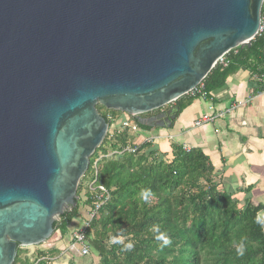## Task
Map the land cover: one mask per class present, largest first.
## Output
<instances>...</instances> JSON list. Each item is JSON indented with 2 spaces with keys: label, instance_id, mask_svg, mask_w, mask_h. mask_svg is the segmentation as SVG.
<instances>
[{
  "label": "water",
  "instance_id": "95a60500",
  "mask_svg": "<svg viewBox=\"0 0 264 264\" xmlns=\"http://www.w3.org/2000/svg\"><path fill=\"white\" fill-rule=\"evenodd\" d=\"M262 2L0 0V264L76 206L109 129L96 107L170 128L163 109L250 47Z\"/></svg>",
  "mask_w": 264,
  "mask_h": 264
},
{
  "label": "trees",
  "instance_id": "16d2710c",
  "mask_svg": "<svg viewBox=\"0 0 264 264\" xmlns=\"http://www.w3.org/2000/svg\"><path fill=\"white\" fill-rule=\"evenodd\" d=\"M225 59V67L215 65L202 81L208 94L223 87L239 69L258 72L264 62V36H255L250 47L234 49ZM193 99L183 96L174 102L176 116ZM96 109L107 123V115L118 114L106 110L100 113L104 109L100 106ZM133 121L138 130L150 131L135 118ZM133 141L134 135L128 131L107 134L90 158L77 190V197L82 190V204L79 206L78 197L76 206L53 224L66 244L75 228L82 226L79 210L91 206L87 188L95 179L94 186L103 187L109 194L108 201L90 220L84 237L98 264H264V227L257 223L264 205L240 206L230 192L220 191L214 169L199 149L186 152L181 146L171 145L161 150L151 142L136 145ZM125 149L134 153L117 154ZM145 189L151 190L147 201L140 195ZM153 227H159V233H165L171 244L161 247L163 242L155 238L159 233L153 232ZM118 235L123 236V243H111V238ZM242 241L245 251L239 256L236 249ZM129 242L134 244L133 250L122 251ZM22 249L17 248L13 264H30L31 260H21ZM55 252H40L35 259Z\"/></svg>",
  "mask_w": 264,
  "mask_h": 264
},
{
  "label": "crops",
  "instance_id": "0c3cea01",
  "mask_svg": "<svg viewBox=\"0 0 264 264\" xmlns=\"http://www.w3.org/2000/svg\"><path fill=\"white\" fill-rule=\"evenodd\" d=\"M259 70L264 71V62ZM253 74L239 69L223 87L210 92L208 100L193 99L170 128L144 131L148 137H136L133 143L151 142L161 150L171 145L199 149L214 169L220 191L230 192L240 206L264 205V93H256L259 89ZM171 108H175L174 103L163 111ZM217 112L227 113L213 123L194 126L200 116ZM55 236L56 242L49 249L61 251L59 244L64 238L60 233ZM61 255L48 256L57 264L55 260Z\"/></svg>",
  "mask_w": 264,
  "mask_h": 264
},
{
  "label": "built area",
  "instance_id": "2783aa9c",
  "mask_svg": "<svg viewBox=\"0 0 264 264\" xmlns=\"http://www.w3.org/2000/svg\"><path fill=\"white\" fill-rule=\"evenodd\" d=\"M257 37L264 36V0L260 9V20L259 27L256 33ZM228 54V53H227ZM226 54V55H227ZM222 56L217 62L216 65H220L225 67L227 65V61L225 56ZM254 81L258 87V91L256 93H264V71H258L253 74ZM191 98H199L203 100L209 99V94L204 90L203 83L198 84L196 88L188 93ZM227 112H217L209 115L200 116L194 123V126L199 127L205 124L213 123L214 121L221 119L225 116ZM107 120L110 123L108 133L110 135L121 133L122 131H128L130 134L135 135L138 131L137 124L133 121V117L127 116L121 119L118 115L116 116H106ZM108 123V124H109ZM184 151H189L187 148H183ZM125 151L134 153L132 149H125L117 154H121ZM95 179L91 181L88 185L87 190L92 196V202L90 208H84L82 211L83 221L82 226L79 229H76L72 232L70 237V242L68 243L65 250L61 252L62 255L71 253L78 255L79 257H84L89 254L88 247L85 245V231L89 226L90 220L93 218L95 213L105 204V202L109 199L108 192L101 186H94ZM84 202L87 201L86 198L83 199ZM40 261H45L46 263H51L53 260L50 257H42L38 259H34L30 261V264H38Z\"/></svg>",
  "mask_w": 264,
  "mask_h": 264
},
{
  "label": "rangeland",
  "instance_id": "374dc122",
  "mask_svg": "<svg viewBox=\"0 0 264 264\" xmlns=\"http://www.w3.org/2000/svg\"><path fill=\"white\" fill-rule=\"evenodd\" d=\"M100 113L105 114V109H101ZM117 115L121 119L126 117V115L122 114V113H118ZM136 137L147 138L148 134L144 131L138 130L135 137H134L135 141L137 139ZM78 197H79L78 204L80 206L82 204V190L80 191ZM79 211H81V213H82L83 210L81 209ZM75 229H77V227ZM55 234L56 233H54L46 242H44L38 246H33V247H28V248L22 249L21 254H20L21 260H24V259L25 260H34L36 257L39 256L40 252L48 251L50 246H52V244H55V242H56L57 238H56ZM65 238L68 239V233L66 234ZM67 245H68V243L66 244L65 239H64L62 244H59V247L62 249L61 251L65 250ZM61 251H56L53 255H57V253L59 255V253H61ZM68 254L69 255L65 254L63 256L62 255L60 256V258H63L65 256L66 258H64V260L57 258L55 260V262L57 264H98V258L94 254H92L91 252L86 257H79L78 255H76V253L75 254L68 253ZM48 255L49 254L47 253V256Z\"/></svg>",
  "mask_w": 264,
  "mask_h": 264
},
{
  "label": "clouds",
  "instance_id": "9594fccd",
  "mask_svg": "<svg viewBox=\"0 0 264 264\" xmlns=\"http://www.w3.org/2000/svg\"><path fill=\"white\" fill-rule=\"evenodd\" d=\"M140 195H141L142 199L147 201L148 197L151 195V190L150 189H145V190H143L141 192ZM257 223L261 224V226L264 227V213L258 214ZM152 231L155 232V233H159V227H153ZM155 238L157 240L163 242L161 247H164V246H167V245L171 244L170 238L165 233H159L158 235H156ZM123 239L124 238L121 235L114 236V237L111 238V243H123ZM133 248H134V244L132 242H129V243L124 245L122 251L129 252V251L133 250ZM236 251H237V254L239 256H243L244 255L245 246H244L243 241L237 246Z\"/></svg>",
  "mask_w": 264,
  "mask_h": 264
},
{
  "label": "flooded vegetation",
  "instance_id": "af4514ba",
  "mask_svg": "<svg viewBox=\"0 0 264 264\" xmlns=\"http://www.w3.org/2000/svg\"><path fill=\"white\" fill-rule=\"evenodd\" d=\"M160 112H162V111H159V112L153 113V114H149L148 116H144V117L147 118V117L157 116V115H159Z\"/></svg>",
  "mask_w": 264,
  "mask_h": 264
}]
</instances>
